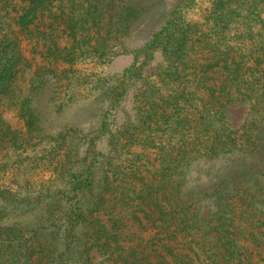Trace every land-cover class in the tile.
<instances>
[{
	"label": "trees",
	"instance_id": "trees-1",
	"mask_svg": "<svg viewBox=\"0 0 264 264\" xmlns=\"http://www.w3.org/2000/svg\"><path fill=\"white\" fill-rule=\"evenodd\" d=\"M193 1L0 0V155L24 140L3 108L31 114L35 79L23 86L19 78L31 68L21 41L49 64H67L96 52L95 34L111 38L103 51L133 55L128 77L142 83L145 117L119 132L128 134L119 147L154 153L150 180L131 163L101 177L83 167L78 181L40 188L46 205L29 210L41 217L27 227L12 223L24 212L17 193L0 186V264H264V0H215L203 26L178 15ZM146 16L157 25L130 47ZM156 53V80H143ZM234 105L246 106L251 121L233 128L226 114ZM70 128L55 130L56 147ZM221 156L226 167H207ZM15 158L0 159V174ZM194 166L199 180L185 189ZM135 229L154 233L144 239ZM94 250L103 257L96 263Z\"/></svg>",
	"mask_w": 264,
	"mask_h": 264
},
{
	"label": "rangeland",
	"instance_id": "rangeland-1",
	"mask_svg": "<svg viewBox=\"0 0 264 264\" xmlns=\"http://www.w3.org/2000/svg\"><path fill=\"white\" fill-rule=\"evenodd\" d=\"M214 1L194 0L189 7L178 11V15L186 24L206 25L209 16L214 18L212 13ZM112 14L114 17L113 10ZM147 17L132 28L131 32L137 30V34L130 38V47L142 44L146 39V32L157 25L154 24L155 15L153 18ZM105 25L106 32H109L110 26ZM106 39L111 38L108 35L103 38L102 35L95 34L90 44L92 46L96 44L94 46L96 52L85 54L67 64H49L47 60L30 54L33 52L31 46L27 43L28 41L22 39L21 52L29 61L28 64H31V68L29 74L26 73L19 78L21 81L22 78L26 81L23 86L27 85L30 78L35 79L31 87L33 91L29 106L31 114H29L30 117L28 115L25 118L19 117L13 108L6 106L3 108V117L7 125L12 130L19 131L24 140L15 154L8 146L0 155V159L11 162L19 155L17 162L10 167H5L7 170L0 174V186L17 193L16 200L21 202L19 209L24 211L12 223L27 227L35 221L39 222L41 216L38 210L29 211L46 205L43 199L36 198L37 191L67 179L80 180L81 177L75 172L83 167L96 169L97 176L101 177L107 167H130L132 163L143 172L140 174L141 178L151 179L150 171L154 167L149 164L154 157L153 151H143L140 147L131 145L125 146V149L119 147V144L123 145L128 138V134H119V132H122L121 130L128 124L131 127L143 121L145 117L139 96L141 79L128 77L134 57L130 53H125L124 50L118 51L117 47L110 52L103 51L100 43L105 45ZM110 43L115 44L117 41L110 40ZM160 57L159 53L154 55L145 69L144 76L142 75L143 80L151 76V80L155 82L154 73L161 60ZM109 91L113 94L109 95ZM249 115V109L246 106L234 105L227 109L226 117L233 128H237L243 121H251ZM66 124L68 128L71 126L74 128L68 131L69 136L66 137L65 142H59L56 147L55 130ZM45 135L51 136L45 137ZM50 137L54 138L51 140ZM112 138H115L114 141L118 139V146L110 144ZM114 141L112 142L115 143ZM139 154L142 156L137 161L134 158ZM227 161H229L227 157L221 156L207 167H226ZM194 167L185 175V189L187 186L192 187L199 180L198 171L196 166ZM98 168L101 170L99 171ZM62 173L63 178L58 179ZM0 209L6 210L5 205L0 203ZM5 223L10 224L11 220L7 219ZM135 231L142 233L141 236L144 239L154 233L150 230L135 229ZM101 255L94 250L90 254L93 263L103 259ZM115 256H118V253Z\"/></svg>",
	"mask_w": 264,
	"mask_h": 264
}]
</instances>
